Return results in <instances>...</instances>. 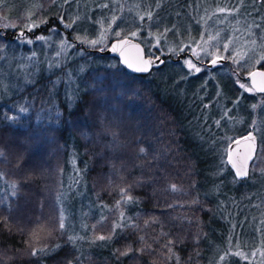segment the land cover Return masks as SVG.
<instances>
[{"label": "trees", "instance_id": "16d2710c", "mask_svg": "<svg viewBox=\"0 0 264 264\" xmlns=\"http://www.w3.org/2000/svg\"><path fill=\"white\" fill-rule=\"evenodd\" d=\"M78 1L0 0V82L7 85H0V264H217L221 256L224 264H264L254 247L236 243L222 211L227 193L255 216L252 225L262 218L264 132L248 179H238L224 157L199 151L190 107L173 99V91L215 90L224 108L239 111L226 139L246 136L264 123V95L242 90L250 72L264 70V58L255 67L264 47L232 46L221 66L208 69L203 60L192 73L162 54L182 48L189 55L206 41L219 53L238 38L203 18L196 0L130 13H110L104 7L113 0L88 11ZM247 22L264 27V15L249 9ZM28 28L32 47L11 40ZM105 34L112 36L98 44ZM123 38L147 56L161 54L163 66L139 76L101 54ZM211 131L209 139L223 134ZM216 171L223 174L213 177Z\"/></svg>", "mask_w": 264, "mask_h": 264}, {"label": "rangeland", "instance_id": "374dc122", "mask_svg": "<svg viewBox=\"0 0 264 264\" xmlns=\"http://www.w3.org/2000/svg\"><path fill=\"white\" fill-rule=\"evenodd\" d=\"M97 1L98 0H79L77 2V6L80 5V7L88 11ZM162 1L163 0H126V2L121 4L118 1L113 0L110 4L107 3L104 8H108L110 13L118 9H122L130 13L134 12V10L138 11L140 8H142V6L145 8L151 7L152 5H154V7H157ZM195 6L196 9L201 10L203 18L206 15L211 18V22L213 23L212 25L222 26L226 30L225 33L227 35L232 32V29H234L236 31L235 35L238 36V38H235L233 36L232 40H229L225 43V49L219 53L211 51L210 43L206 41L204 43L195 45L191 49L189 55H185L182 48L181 50L177 51L169 50L166 53L162 54L164 56L167 54H171L175 58L178 56H183L180 60H182V64L187 69H189L190 72L196 73L202 69V67L197 63L199 61V63H203L202 61L206 60L208 63H210L215 58L225 60V54L232 46L236 49L242 47L245 50L249 48L255 50L258 47H264V27L255 26L254 28L252 27L251 23L247 22L249 9L251 11L255 10V12L264 15V0H259L256 2L254 0H196ZM236 27L239 29L236 30ZM28 30L33 31V28H28ZM107 35L109 37L112 36L110 34H105L99 39L97 43L105 45V43L107 42V40H105V38L108 37ZM20 43L32 47V42H29L27 38L22 39ZM155 45H157V42L155 43ZM103 47L105 48L106 46ZM151 53H154L153 49L151 50ZM162 55L160 54L158 56L163 57ZM151 56L155 57L156 55ZM258 57L259 59L255 62V67H258L260 62L263 60L264 52L259 51ZM28 66L29 65L26 64L25 66L21 67H14L12 70V74L15 76H20L27 70L26 68ZM197 69L199 70L197 71ZM207 75H211V73ZM0 85L1 87L7 86L4 80H1ZM242 90L246 92H253L251 91L250 87H242ZM210 96L212 98L213 104H209L206 101L210 98ZM223 97L224 96L219 99V94L215 90L211 89L202 93L194 89H191L186 93L182 91H173L174 100H178L181 104L186 103V105H189L190 107L191 115L189 116L191 117V123L189 124V132L192 142L198 143L197 146L201 148V150L199 151H201V153H206L209 156L210 153L213 152L212 150H214V153L219 158L223 159L224 157L225 164L229 166V164L227 163V153L229 146L231 145V141L230 138L226 139L228 136L227 132L233 131L235 127L230 116L238 114L239 111L236 105L232 106L229 109L224 108ZM196 103L199 105H194ZM261 104L262 106H264V98L261 101ZM185 114L187 115V113ZM221 118L222 120H220ZM213 130L221 131L223 134L215 139H209L208 135L210 134V131L211 133H214ZM262 132H264V123L260 124L258 121H256L252 133L256 136L257 139L259 135L263 134ZM229 168L236 176L234 169H232L230 166ZM219 174H223V171H216L213 175L211 174V172H208V176L210 178H212L211 175L213 177H216ZM246 179H248V173ZM213 184L211 186L210 192H218V188H216V185ZM230 191L234 192V189L231 188ZM225 196L227 198L224 201L225 204L222 205V211L225 212L227 218L230 216V218L232 219V233L236 236V243L240 244L248 251H251V249L254 247V253L258 257L264 256V213L261 215L262 218H258V224L256 227L255 225H252V222L255 221L256 218L253 215L249 217L251 212H248L246 210V206L236 202H232L231 198L229 197L231 195L227 193ZM227 207H230V209H228ZM242 225L244 226L242 227ZM244 231H247V233L244 234ZM240 234L244 235L239 238ZM238 248L236 249L238 250ZM224 259L225 256H221L220 261L217 264H224Z\"/></svg>", "mask_w": 264, "mask_h": 264}, {"label": "water", "instance_id": "95a60500", "mask_svg": "<svg viewBox=\"0 0 264 264\" xmlns=\"http://www.w3.org/2000/svg\"><path fill=\"white\" fill-rule=\"evenodd\" d=\"M27 36H31L30 31L23 29L11 34L10 38L15 42ZM101 54L117 58L124 70L139 76H147L164 64V59L161 56H147L144 47L130 38L112 41ZM180 59L181 57L178 56L176 61ZM223 63L224 60L215 58L207 64V68L215 69ZM246 79L255 94L264 95V70L255 69L247 75ZM256 141V136L250 132L246 136L232 142L229 146L227 163L234 169L238 179H243L247 176L248 166L256 149Z\"/></svg>", "mask_w": 264, "mask_h": 264}, {"label": "snow or ice", "instance_id": "6c2138e0", "mask_svg": "<svg viewBox=\"0 0 264 264\" xmlns=\"http://www.w3.org/2000/svg\"><path fill=\"white\" fill-rule=\"evenodd\" d=\"M199 69H197V71H198ZM143 151V150H142ZM60 227L61 228H63V224L61 223V225H60ZM99 239H104V237H99Z\"/></svg>", "mask_w": 264, "mask_h": 264}]
</instances>
